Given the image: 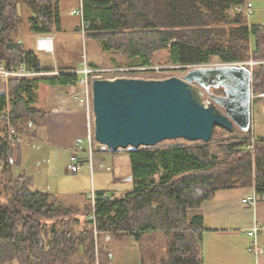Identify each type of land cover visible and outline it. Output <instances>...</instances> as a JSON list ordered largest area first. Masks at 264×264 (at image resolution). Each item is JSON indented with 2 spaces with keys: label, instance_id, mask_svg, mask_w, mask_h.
Here are the masks:
<instances>
[{
  "label": "trees",
  "instance_id": "trees-1",
  "mask_svg": "<svg viewBox=\"0 0 264 264\" xmlns=\"http://www.w3.org/2000/svg\"><path fill=\"white\" fill-rule=\"evenodd\" d=\"M59 1L0 0V64L53 73L13 36L22 25L21 5L32 13L33 36L61 33ZM81 1L85 40L97 42L104 52L137 60L139 69L155 67L161 51L168 53L171 66L183 70L253 61L260 64L253 67L252 90L264 92V26L234 10L248 0ZM71 72L76 71L9 80L7 93L0 94V136L14 126L17 144L19 133L33 140L45 131L48 112L38 106L39 91L42 86L78 88L80 75ZM213 94L224 95L221 90ZM254 103L264 108V99ZM212 143L217 153L203 143L125 151L132 190L118 198L97 192L94 205L89 200L79 209L61 208L52 195L32 192L29 179L22 183L23 173L8 176L13 143L2 142L0 264H109L95 232L97 242L104 234L134 238L142 264H204L203 218L189 219L190 212L220 191L254 188L264 198V137L216 128Z\"/></svg>",
  "mask_w": 264,
  "mask_h": 264
},
{
  "label": "crops",
  "instance_id": "crops-1",
  "mask_svg": "<svg viewBox=\"0 0 264 264\" xmlns=\"http://www.w3.org/2000/svg\"><path fill=\"white\" fill-rule=\"evenodd\" d=\"M80 2L81 0H79V4ZM59 3L61 6L60 1ZM22 6L24 5H21L20 9L24 8ZM25 14L29 22L32 13L28 14L25 11ZM28 26L29 31L24 36L26 37L28 52L37 54L44 70L53 71V74H57L62 70H75L76 72L81 70L83 61L79 67L75 66V68L58 67L49 64L50 61H53L51 53L36 50L37 39L47 36H33L30 22ZM63 30L62 20L61 32ZM49 37L55 39L56 35ZM13 39L19 42L22 41L21 37L14 36ZM94 45L92 44L90 47L94 49ZM54 50H56L55 47ZM124 57L128 59V57ZM90 60L89 57L88 61L92 62ZM110 80H113V78H110ZM50 88L52 87L42 86L39 91L38 105L39 108L48 112L46 130L39 133L42 135L43 148L47 150L48 155L46 154L45 159L38 158L33 164L31 159L28 160L29 164L22 160L18 162L16 159L19 154L18 141L17 144H13L11 153L8 155L7 170L9 173L7 175L17 177L23 173L25 177L22 182H26L29 179L32 192H44L52 195L55 203L63 208H84L88 205L89 196L92 193L104 192L108 196H114V194L110 195L109 192L131 191V166L129 157L125 153L111 152L101 146L95 152L96 165L108 167V172L112 175L111 188L107 186V190L103 188L107 183L106 185L102 184V177L99 175L101 171L96 170L95 173L90 171L85 156H81L84 162L80 170H86V172L79 175L80 170L76 174L68 171L71 152L74 150L76 141L85 137L91 129V118L72 99L71 96L73 94L68 95L67 90H74L75 88H63V91L62 87L53 88L56 90L61 89L62 92L60 95L61 100L56 102L51 97V93L49 96L47 95ZM6 93V86L0 84V94ZM49 98L50 100H48ZM43 168L51 171L43 175ZM96 174L98 176L97 179ZM123 184L126 186H123ZM69 186L70 188H68ZM71 192L79 196L76 199V201H81L79 205L75 204L77 202L73 204L66 202L68 200H64ZM253 195L254 188L220 191L216 193L213 200L205 202L199 210L190 212L189 219L203 218V226L200 232L202 234L201 246L204 264H264V254L258 257L249 252L251 239L246 232L255 224L260 225L262 228L257 242L260 248H264V199L259 198L257 205L253 209L242 204L243 199L251 198ZM100 243L102 250L110 256L111 263L109 264H142L140 248H138L139 244L135 242L134 238H119L114 235L104 234L100 236Z\"/></svg>",
  "mask_w": 264,
  "mask_h": 264
},
{
  "label": "water",
  "instance_id": "water-1",
  "mask_svg": "<svg viewBox=\"0 0 264 264\" xmlns=\"http://www.w3.org/2000/svg\"><path fill=\"white\" fill-rule=\"evenodd\" d=\"M91 88L95 139L111 152L169 140L207 145L216 128L233 134L252 129V72L245 66L192 68L184 79H95ZM206 94L213 101L208 107Z\"/></svg>",
  "mask_w": 264,
  "mask_h": 264
},
{
  "label": "rangeland",
  "instance_id": "rangeland-1",
  "mask_svg": "<svg viewBox=\"0 0 264 264\" xmlns=\"http://www.w3.org/2000/svg\"><path fill=\"white\" fill-rule=\"evenodd\" d=\"M249 3L252 4L253 6V15L249 18V21L251 24H256V25H262L264 26V0H248ZM61 2V14H62V20H63V25H64V30L61 33H58L56 35V38H53L54 41V47L56 50L53 51L52 55V60L50 61L49 64L56 65L58 67H72L75 68L80 66V63L84 60V56H88L87 59L90 57V64L92 65V68L95 69H102L103 70H110V69H122V70H128L131 69H138L137 65V60L130 59V58H125L122 54L120 53H108L104 52L100 45L97 42L93 41H86L84 37L81 34L80 31V26L81 22L77 16H72V11L76 10L79 7V0H60ZM24 8L19 9L20 16L22 19V25L20 26L18 32H16V35L14 34L15 37H21V42L23 43L24 41V48L26 51H28V47L26 44V36L28 33V21L26 19V14L25 11L30 14V10L26 6H22ZM74 8V9H73ZM73 9V10H72ZM72 10V11H71ZM78 27V29H77ZM13 36V38H14ZM92 44L94 45V49H92L90 46ZM86 53V54H85ZM155 67L149 70H138V71H124V72H118V73H112V72H103L97 75H94V79H99V78H105V79H110V78H127V79H140V80H167L170 78H179V79H184V77L187 75L188 71L187 69H191L186 67V70H183V67H173L169 64V56L166 51H161L155 56ZM44 62V61H42ZM253 62V61H250ZM249 62V63H250ZM46 64H48L45 61ZM257 63V62H256ZM260 64V63H258ZM211 65H221V64H211ZM183 68V69H182ZM47 92V95L49 96L51 93V97L55 99L54 101H60L61 100V89H53L50 88ZM63 91V89H62ZM78 91V92H77ZM81 91V87L79 86L78 88L74 90L68 89V95H74L76 93H79ZM72 95V96H73ZM71 96V97H72ZM73 99V98H72ZM50 100V98L48 99ZM74 100V99H73ZM76 102V101H75ZM82 108L83 106L77 102ZM84 109V108H83ZM14 127V126H13ZM15 128V127H14ZM16 130V128H15ZM17 132V130H16ZM18 133V132H17ZM252 135H254L256 138H263L264 137V108L261 106H257L256 103L253 105V116H252V129H251ZM20 140H19V154L16 157V159L19 161H26L27 164L30 162L28 160L31 159V163L33 164L35 161L39 159H45L46 154L48 155L47 150L43 148L44 142L42 135L38 134V137L35 139H30L29 137L24 136L22 133H19ZM88 135V134H87ZM86 135V136H87ZM85 136V137H86ZM16 143V140L13 142ZM186 144H191L190 142H187L185 140H169V141H164L157 147H167L171 145H186ZM213 145V150L215 153H217V149L214 143H211ZM100 146H95L94 148V153ZM102 147V146H101ZM75 149V146H74ZM121 153H125V151H120ZM72 153V152H71ZM85 154V153H84ZM80 154L79 156H85L88 158V155ZM54 154V158H55ZM95 157V156H94ZM30 164V165H32ZM88 164V163H87ZM33 167V165H32ZM82 167V166H81ZM80 167V169H81ZM88 168L90 171H95L100 170L101 172L99 175L102 177V184L107 185L103 186L107 190V186L111 188V180H112V175L110 172H108V167L104 165H96L95 158L92 160V165L88 164ZM79 169V168H78ZM79 169V170H80ZM79 170L76 172H71L72 174H76ZM3 171V170H2ZM51 170L43 168L42 173H48ZM79 171V175L82 174L85 171ZM89 176V171L87 172ZM97 174H96V179H97ZM90 180V179H89ZM24 183V182H22ZM123 186H126L123 184ZM70 188V186L68 187ZM127 193L126 191H121L119 193H112L109 192L110 195L114 194L116 198L121 196V194ZM242 193V192H238ZM95 194L92 193L89 196L90 197ZM77 197H79L77 194L74 192H71L67 198H64V200H68L66 202H71L75 204H80L81 201H76ZM57 205V204H56ZM58 206V205H57ZM60 207V206H59ZM63 208V207H61ZM70 208V207H66ZM75 208V207H74ZM97 247H101L100 243V237L98 238L97 242ZM102 249V248H101ZM203 257V255H202Z\"/></svg>",
  "mask_w": 264,
  "mask_h": 264
},
{
  "label": "built area",
  "instance_id": "built-area-1",
  "mask_svg": "<svg viewBox=\"0 0 264 264\" xmlns=\"http://www.w3.org/2000/svg\"><path fill=\"white\" fill-rule=\"evenodd\" d=\"M235 12L238 14H243L245 15L248 19L253 15V6L251 3H246L244 6L241 7H236ZM72 16H77L81 22L80 26V31L82 36L85 39V34H86V25L84 22V13H83V5L82 1L79 4V7L76 10L72 11ZM36 47L38 51H42L45 53H53L54 51V41L52 37H42L37 39L36 41ZM86 54V53H85ZM88 56L83 57V62H82V67L80 71L71 72L80 75V80L78 82L79 86L81 87V91L79 93H76L72 96L74 101L79 102L85 112L90 116L91 118V129L88 132V135L83 138H79L75 143V149L72 151L71 156H70V165L69 169L71 172H76L77 170L80 169V167L83 165L82 162V157L79 156L80 154L88 155L86 158V161L88 164L92 165V160L94 158V148L95 146H101L98 142H96L95 139V134H94V127H93V120H94V115L93 114V88L92 84L94 79V75L103 73V72H112V73H118V72H124V71H129L128 70H122V69H110V70H103L102 69H95L92 68L90 62L88 61ZM258 63L256 62H247V63H238V64H232L235 66H245L248 69L253 72L254 68ZM215 65H204V66H194V67H189V68H199V67H212ZM152 69V68H149ZM149 69H131L130 71H138V70H149ZM129 71V72H130ZM53 74V73H49ZM48 73H38L34 70H28L22 65H2L0 64V84H3L6 86V83L11 80V79H34L35 77H42L48 75ZM58 74V73H57ZM99 79H105V78H99ZM204 105L208 107L213 101L211 99L212 96L207 95L204 96ZM258 99H264V92L259 93V94H254L252 90V107L254 105V102ZM17 132L13 126H9L8 130L5 134L0 136V144L2 142H8V143H13L16 140ZM14 144V143H13ZM79 168V169H78ZM95 194H93L90 197V201L92 205H94L95 202ZM260 197L255 193L251 198H245L242 201V204H244L245 207L249 208H254L257 203L258 199ZM264 199V198H263ZM95 218H93L94 220ZM262 231V228L260 225L255 224L250 230H248L246 233L251 239L250 247H249V252L255 254L256 256H262L264 254V248H260L257 242V238ZM95 242L97 246V237H98V232H95ZM98 264V263H97Z\"/></svg>",
  "mask_w": 264,
  "mask_h": 264
}]
</instances>
